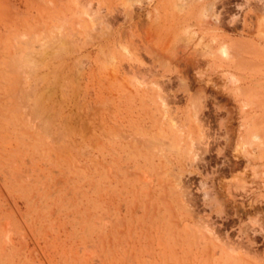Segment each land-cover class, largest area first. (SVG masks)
Listing matches in <instances>:
<instances>
[{"label":"rangeland","instance_id":"rangeland-1","mask_svg":"<svg viewBox=\"0 0 264 264\" xmlns=\"http://www.w3.org/2000/svg\"><path fill=\"white\" fill-rule=\"evenodd\" d=\"M0 264H264V0H0Z\"/></svg>","mask_w":264,"mask_h":264},{"label":"bare ground","instance_id":"bare-ground-1","mask_svg":"<svg viewBox=\"0 0 264 264\" xmlns=\"http://www.w3.org/2000/svg\"><path fill=\"white\" fill-rule=\"evenodd\" d=\"M221 52H222V54H223V57L226 56V57H225V59H226L227 56H228V55H227V53H228V52H227V49L223 47L222 50H221ZM232 56H233V55H232ZM221 63H222V62H221ZM171 235H172V234H171ZM172 236H173V235H172ZM174 238H175V237H174ZM168 244H169V243H168ZM130 256H131V255H130Z\"/></svg>","mask_w":264,"mask_h":264}]
</instances>
